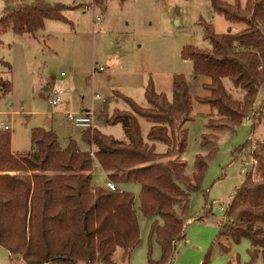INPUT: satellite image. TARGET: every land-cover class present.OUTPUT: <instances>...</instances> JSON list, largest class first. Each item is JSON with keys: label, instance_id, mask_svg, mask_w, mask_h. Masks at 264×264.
<instances>
[{"label": "trees", "instance_id": "trees-1", "mask_svg": "<svg viewBox=\"0 0 264 264\" xmlns=\"http://www.w3.org/2000/svg\"><path fill=\"white\" fill-rule=\"evenodd\" d=\"M106 1L90 3L104 8ZM208 1L213 13L230 22H242L245 27L235 33H217L201 21L209 48L181 47L180 56L191 61L192 73L206 78L200 84L206 94L191 99L182 74L171 76L170 99L156 92L148 80L143 88L148 107L115 92L128 110L113 109L107 122L119 123L127 142L91 126L80 132L88 150L79 149L71 138L60 147L53 131L32 127L30 149L12 154L9 130L0 129V246L9 260L16 257L22 264H114L111 256L115 248L125 257L138 241L137 211L144 218H152L147 263H170L175 241L182 239L188 219V197L200 190L203 173L216 151L213 146L205 154H195L194 170L189 175L184 172V160L176 157L186 148L184 124L191 119L192 102L212 110L205 128H233L252 109L264 82V0H245L242 6L236 0L231 4ZM74 7L46 0H3L0 30L9 27L15 34L33 35L45 19L65 21L62 11ZM224 77L237 97L225 90ZM9 90L10 82L0 76V93ZM137 116L151 122L145 134L147 142L141 138ZM217 139L214 132L199 134L200 145ZM155 142L164 149L156 151ZM258 147L253 157L260 178L243 177L223 211L224 221L219 223L215 238L222 235L234 242L247 239L250 258L244 264L257 255L264 264V138ZM93 160L115 190L91 185ZM121 183L137 184L136 195L119 189ZM151 238L159 247L157 259L150 257ZM200 264H209L208 251Z\"/></svg>", "mask_w": 264, "mask_h": 264}, {"label": "rangeland", "instance_id": "rangeland-1", "mask_svg": "<svg viewBox=\"0 0 264 264\" xmlns=\"http://www.w3.org/2000/svg\"><path fill=\"white\" fill-rule=\"evenodd\" d=\"M46 1L76 7L62 11L65 21L45 19L43 27L33 35L15 34L9 27L0 30V76L10 82V90L0 93V123L10 126L11 148L19 153L29 149L32 127L53 131L60 147L71 138L79 149L88 150L89 146L80 139L84 127L75 126L66 117L67 113L83 110L91 111L92 127L127 142L120 124L107 122L113 109L128 110L127 103L115 92L129 97L140 107H148L143 97L148 80L156 92H163L170 99L171 76L182 74L191 99L194 95H204L206 92L200 84L206 78L192 73L191 61L180 56L181 47L209 48L201 21L209 23L217 33H235L245 27L242 22H230L213 13L208 0H107L104 8L91 6L90 0ZM236 1L242 6L245 0ZM2 8L3 0H0V15ZM97 15L101 19L96 21ZM45 82L62 90L60 101L53 106L47 103ZM222 83L227 92L238 96L226 77ZM261 89L264 82L252 109L233 128H205L212 110L208 105L192 102L191 119L184 124L186 148L176 157L184 160V172L189 175L194 170L195 154H205L213 146L216 151L203 173L200 190L188 197L187 216L191 218L184 224V241H175L168 264H200L207 251L209 264L249 261L247 239L234 242L222 235L215 238L219 223L224 221L223 211L244 177L239 172L242 158L253 156V151L259 149L258 142L264 138ZM136 119L141 138L147 142L145 134L151 122L138 116ZM202 132L216 133L217 141L200 145ZM246 141L247 146L239 150ZM163 149L161 143L155 142L156 151ZM91 171V185L104 186L106 175L94 160ZM260 175L257 164L251 178ZM118 188L134 196L138 191L135 183H121ZM136 205L135 197L133 207ZM136 215L138 241L122 260L121 250L114 249L111 258L116 264H148L147 233L152 218H144L137 211ZM150 246V257L157 259L159 247L153 238ZM0 264L22 262L16 257L9 260L8 253L0 246ZM249 264H261V256L257 255Z\"/></svg>", "mask_w": 264, "mask_h": 264}, {"label": "built area", "instance_id": "built-area-1", "mask_svg": "<svg viewBox=\"0 0 264 264\" xmlns=\"http://www.w3.org/2000/svg\"><path fill=\"white\" fill-rule=\"evenodd\" d=\"M91 6H94L93 4H91ZM101 16L97 15L95 16V20H100ZM98 70L101 69V67L99 66L97 68ZM261 92H264V89H261ZM61 93L62 90L58 89V88H54L52 86H50L46 91H45V95H46V100L47 103L51 106L57 104L60 101L61 98ZM97 98V95L95 96ZM67 119H69L75 126H80V127H84V128H90L91 124H92V113L90 110H83L80 111L78 113H73V114H66ZM1 129H9L8 126L4 125L2 126ZM89 155L92 156V151L91 149H89L88 151ZM257 167V161L256 159L250 154V155H245L242 158L241 161V166L239 169V172L241 174H243L244 176H250L252 177L254 170ZM104 186L106 188H108L109 190H115L116 187L114 185L113 182H111L110 180L105 181Z\"/></svg>", "mask_w": 264, "mask_h": 264}, {"label": "crops", "instance_id": "crops-1", "mask_svg": "<svg viewBox=\"0 0 264 264\" xmlns=\"http://www.w3.org/2000/svg\"><path fill=\"white\" fill-rule=\"evenodd\" d=\"M50 86H51V83H50V82H45L44 85H43V89H44V91H46V89H47L48 87H50ZM4 125L8 126V128H9L8 130H10V126H9L8 124H6V123H0V129H1L2 126H4ZM91 126H92V124H91ZM29 149H30V146H29ZM29 149H28V150H29ZM28 150H27V151H28ZM10 152H11L12 154L19 153V152L13 151L12 148H11V137H10ZM91 172H92V171H91ZM91 172H90V173H91ZM104 174H105V172H104ZM198 216H199V215H197L196 217H198ZM196 217H195V218H196ZM190 218H191V217H188L187 221H188ZM187 221H186V223H187ZM186 223H185V224H186ZM183 238H184V233H182V239H181L182 241H184ZM122 259H123V257L121 256V257H120V260H122ZM200 261H201V260H200ZM113 262H114V264H116L115 261H113ZM198 262H199V260H198ZM198 264H199V263H198Z\"/></svg>", "mask_w": 264, "mask_h": 264}, {"label": "water", "instance_id": "water-1", "mask_svg": "<svg viewBox=\"0 0 264 264\" xmlns=\"http://www.w3.org/2000/svg\"><path fill=\"white\" fill-rule=\"evenodd\" d=\"M44 264H53V263L49 262V263H44Z\"/></svg>", "mask_w": 264, "mask_h": 264}]
</instances>
